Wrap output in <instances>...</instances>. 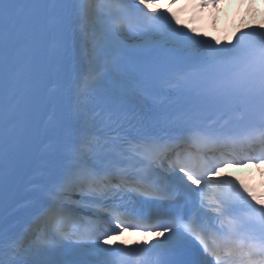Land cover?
I'll use <instances>...</instances> for the list:
<instances>
[{"label":"snow or ice","instance_id":"6c2138e0","mask_svg":"<svg viewBox=\"0 0 264 264\" xmlns=\"http://www.w3.org/2000/svg\"><path fill=\"white\" fill-rule=\"evenodd\" d=\"M176 3L0 0V203L30 202L0 264H264V200L218 175L264 164V29Z\"/></svg>","mask_w":264,"mask_h":264},{"label":"bare ground","instance_id":"6f19581e","mask_svg":"<svg viewBox=\"0 0 264 264\" xmlns=\"http://www.w3.org/2000/svg\"><path fill=\"white\" fill-rule=\"evenodd\" d=\"M264 11V10H263ZM253 12V13H252ZM262 12V1L259 0H228L225 3L219 4L215 8V18L217 22H220L223 18L227 17H242V22L240 25H243L244 28H248L253 26L255 23L256 25H260L263 23V13ZM237 25V21H232L230 27H234ZM231 167H227V171L231 172ZM134 232H124L122 235L115 237L116 240H124L132 235Z\"/></svg>","mask_w":264,"mask_h":264}]
</instances>
